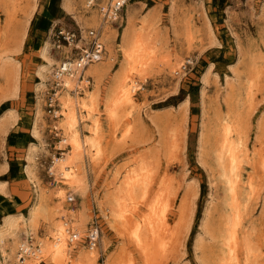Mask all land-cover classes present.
<instances>
[{"label": "rangeland", "instance_id": "1", "mask_svg": "<svg viewBox=\"0 0 264 264\" xmlns=\"http://www.w3.org/2000/svg\"><path fill=\"white\" fill-rule=\"evenodd\" d=\"M107 2L93 0L88 6L89 0H0V264H17L12 234L29 245L36 236H45L43 217H36V229L28 218L40 196L54 191L57 184L48 169L52 156L59 158L66 150L58 146L54 125L59 121L46 108L53 83L42 78L43 51L52 61H61L52 50L50 30L56 24L91 29L86 24H91L90 13L96 9L100 14ZM108 26L116 58L102 65L107 67L96 90L91 81L88 89L96 95L98 114L79 127L82 136L92 134L97 117L104 152L93 163L84 161L85 196L69 201L83 213L88 228L99 230L94 264L146 262L128 235L147 212L146 203L140 198L129 203L127 211L137 212L127 215L130 225L124 233L108 213L110 194L125 172L141 163L151 175L146 199H154L161 183L167 187L159 198L162 215L155 220L156 241L162 245L166 238L167 249L154 248L145 264L215 263L223 196L213 149L223 122L241 128V147L247 152L241 157L246 162L242 185L253 178L251 189L242 188V203L248 207L239 236L248 238L258 250L257 263L264 264V145L256 141L264 123V0H128ZM126 28L156 40L158 62L148 69L132 104L111 120L103 103L122 62L120 42ZM179 61L184 66L171 69ZM177 69L181 72L175 73ZM132 78L138 80L137 74ZM7 221L14 225L8 228ZM86 238L82 242L87 250L91 242ZM83 243H77L67 264H79ZM39 264L53 263L42 259Z\"/></svg>", "mask_w": 264, "mask_h": 264}, {"label": "bare ground", "instance_id": "2", "mask_svg": "<svg viewBox=\"0 0 264 264\" xmlns=\"http://www.w3.org/2000/svg\"><path fill=\"white\" fill-rule=\"evenodd\" d=\"M127 1L108 0L107 4L105 3L100 8V14H98L96 9L92 10L91 16H89L91 24H89L88 20L86 21V24L88 23L87 26H91V29L81 30V39L77 44L82 46L91 41L88 32L94 30V33L98 36V43H101L104 49V54L101 55L99 61L89 63L83 68L82 77L64 73L58 83L56 93L52 96L51 103L46 104V108L51 110L49 115L53 120L57 119L59 121L58 125L56 123L54 125L60 136L58 146L60 149L65 146L66 150L60 154L59 158L52 156L51 165L48 169L50 177L57 184L55 189H53L54 191L50 192L46 197L40 196V203L32 207L28 218L30 227L36 229V220L39 217H43L45 236H36L33 244L29 245L26 240L19 238L18 235H11V250L15 251L17 264H39L42 259H48L53 264H67L72 253L77 250V243H83L85 236L91 243L87 244V250L84 248V243L81 244L82 247L78 248L79 253H77L76 262H79V264H84L83 262L94 264L96 260V247L100 243L99 230L94 225L88 228V222L83 213L76 212L69 201H72L75 197L84 198L85 196L88 181L86 174H84V161L85 163L87 161L93 163L99 160L104 152L101 144L100 122L97 117L93 119L94 125L90 129L92 134L85 137L82 136L79 127L81 123L84 124V122L91 120L89 118L98 114V111L96 112V95L94 92H90L88 87L94 80L96 84L93 89L96 90L97 85L100 83L102 72L106 71L107 67L102 65L108 63L110 65L116 58L114 39L108 34V25L118 20L121 8L123 9ZM90 3L92 4L93 0H89L87 5L89 6ZM119 4L121 8L117 11L114 7L116 5L119 7ZM77 20L80 22V19ZM120 43L122 62L119 70L114 75L113 82L105 93L103 103L105 113L111 120L117 118L121 107L132 104L133 95L136 91L143 88L141 82L146 79L148 69L152 64L158 62L157 48L155 47L156 40H151L150 35L144 37L139 33L131 34L126 28ZM65 48L69 52L68 55L73 59L76 54L73 53V48ZM46 50L47 47L45 48ZM46 53L43 51L42 54L46 60L42 78L53 83L54 68L62 60L59 63L54 62V60L52 61L46 56ZM190 61L188 60V62ZM76 64L77 61L74 59L70 62V66L79 72L82 68L77 67ZM178 64H181V62H177L171 69L176 68ZM183 66L182 64L179 65V69ZM174 72L179 73L181 71L177 69ZM133 73L137 74L138 80L132 78ZM87 130L89 131L88 128ZM257 132L256 141L262 146V144L264 145V123L261 122ZM240 136L241 128H237L235 123L232 125L230 122H223L220 125L214 144L213 154L218 169V177L222 184L223 196L220 216V225L223 227L217 240L218 251L214 255V264H258L256 261L257 257H255L257 249H254L248 238L239 236L241 230H243L241 229L244 219L243 214L248 207L242 203L244 196L242 188L245 186L246 190H249L253 186V178L250 177L246 183H243V185L241 183L243 165L246 162L244 157L241 158L245 147H241L243 143ZM255 150L257 149L255 148ZM261 163L264 165V159H262ZM150 183V171L144 163L139 164L135 168H130L121 178L116 191L114 190L110 194L108 211L109 219L118 226V228H115L122 230V233H124L127 231L125 229H128L130 225L127 215L131 213L135 215L137 212L134 206L133 211L131 209L127 211L129 203L134 202L138 198H140L141 203H146L147 212L144 215H139L137 223L132 226L133 228L131 227L132 229H128L130 232L128 235L133 238L131 240L135 242L134 244L138 246L137 248L145 256L146 262H148L150 252L154 248L165 252L168 245L166 238V240H162V245L156 241L158 231L155 226V220L161 217L163 212L159 207V198L162 197L163 191L167 187L165 183H161L156 191L158 196L155 195L154 199L148 200L146 198L149 194ZM161 192L162 194L160 195ZM50 202L53 205L48 207ZM37 216L38 218H36ZM8 221L5 222V225L11 228L14 222ZM2 240L3 233L0 231V242Z\"/></svg>", "mask_w": 264, "mask_h": 264}, {"label": "built area", "instance_id": "3", "mask_svg": "<svg viewBox=\"0 0 264 264\" xmlns=\"http://www.w3.org/2000/svg\"><path fill=\"white\" fill-rule=\"evenodd\" d=\"M114 8L118 11L121 6L119 4V7L116 5ZM50 32L51 33L49 36L51 39L52 50L55 52V55L57 57H61L62 61L59 63L58 66H55L54 68V81L51 85L49 92L46 95L47 105L51 103L50 101L52 99V96L56 93L58 83L59 81H61V76L64 73H69L70 75H77L78 77H82L83 68H85L89 63L99 61L101 55L104 54V49L101 43H98V36L94 33V30H90L88 32V36L91 41L82 46H78L77 44L80 41L82 35L78 25L75 27L69 24H56L53 25ZM64 47L73 48V53H76L73 59L77 61V67L82 68L79 72H77L78 70H74L70 66V62H72L73 59L71 58V56L68 55L69 52L64 51ZM48 111H51L50 108Z\"/></svg>", "mask_w": 264, "mask_h": 264}]
</instances>
